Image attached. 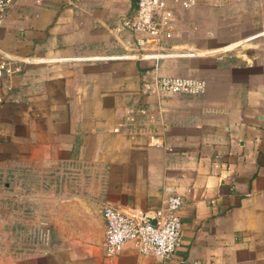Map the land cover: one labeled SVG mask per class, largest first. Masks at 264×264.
Returning a JSON list of instances; mask_svg holds the SVG:
<instances>
[{
  "label": "crops",
  "instance_id": "0c3cea01",
  "mask_svg": "<svg viewBox=\"0 0 264 264\" xmlns=\"http://www.w3.org/2000/svg\"><path fill=\"white\" fill-rule=\"evenodd\" d=\"M175 12L172 36L144 48L123 25L137 0H19L0 17V63L21 67L0 79V178L15 177L14 215L52 228L48 247L0 264H264V0ZM156 76L207 91L144 93ZM138 106L147 118L127 125ZM175 194L172 258L107 254L105 202L153 219Z\"/></svg>",
  "mask_w": 264,
  "mask_h": 264
},
{
  "label": "built area",
  "instance_id": "2783aa9c",
  "mask_svg": "<svg viewBox=\"0 0 264 264\" xmlns=\"http://www.w3.org/2000/svg\"><path fill=\"white\" fill-rule=\"evenodd\" d=\"M19 0H0V17H5ZM198 0H137V13L132 18H125L123 25L137 35L138 47L160 46L164 39L172 36L173 25L177 19V6L190 9ZM21 67L12 62L0 63V79L19 72ZM207 91V82L203 79L182 76H156L144 84V93L159 95L185 94L202 96ZM1 101V100H0ZM126 124L133 126L146 119L147 109L143 106L128 110ZM120 132V128L115 129ZM153 145L173 148L155 135H150ZM185 200L181 195H171L164 205L151 217L143 211L124 213L110 202L102 206V214L107 224L105 249L108 255L119 254L127 243H134L140 253L160 259L174 256L180 243L183 222L181 210ZM39 232V240L48 247L51 244V225L44 221ZM44 228V229H43Z\"/></svg>",
  "mask_w": 264,
  "mask_h": 264
},
{
  "label": "rangeland",
  "instance_id": "374dc122",
  "mask_svg": "<svg viewBox=\"0 0 264 264\" xmlns=\"http://www.w3.org/2000/svg\"><path fill=\"white\" fill-rule=\"evenodd\" d=\"M14 175L10 177L0 178V257L9 252L22 251L31 252L39 248H44V245L39 240V232L44 227L42 222L47 221L44 216L38 219L37 215H14V200L9 195L4 193L14 192ZM6 182L10 183V189L6 188ZM59 190V189H58ZM7 200V205L4 203ZM26 217L27 223L21 222L19 218ZM36 216V217H35ZM29 217V218H28ZM36 220L31 222V219ZM44 229V228H43ZM52 237V228H51Z\"/></svg>",
  "mask_w": 264,
  "mask_h": 264
},
{
  "label": "water",
  "instance_id": "95a60500",
  "mask_svg": "<svg viewBox=\"0 0 264 264\" xmlns=\"http://www.w3.org/2000/svg\"><path fill=\"white\" fill-rule=\"evenodd\" d=\"M149 221L152 222V223H155L156 222L155 219H149Z\"/></svg>",
  "mask_w": 264,
  "mask_h": 264
}]
</instances>
